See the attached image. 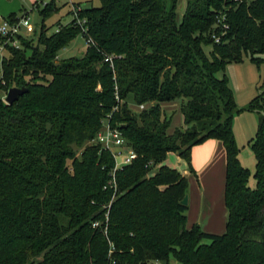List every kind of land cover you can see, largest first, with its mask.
<instances>
[{
	"label": "trees",
	"instance_id": "16d2710c",
	"mask_svg": "<svg viewBox=\"0 0 264 264\" xmlns=\"http://www.w3.org/2000/svg\"><path fill=\"white\" fill-rule=\"evenodd\" d=\"M100 1L81 11L93 39L82 56L58 59L81 29L59 20L48 33L56 0L36 2L35 39L6 48L0 89L28 90L0 97V264H264V91L246 108L261 114L252 188L232 130L244 109L218 76L245 56L264 65V0H185L181 21L179 0ZM176 99L185 127L169 134L161 104ZM106 119L137 153L116 189L115 158L94 142ZM208 139L227 154L221 234L188 227L189 179L166 163L177 153L196 173L192 148Z\"/></svg>",
	"mask_w": 264,
	"mask_h": 264
},
{
	"label": "rangeland",
	"instance_id": "374dc122",
	"mask_svg": "<svg viewBox=\"0 0 264 264\" xmlns=\"http://www.w3.org/2000/svg\"><path fill=\"white\" fill-rule=\"evenodd\" d=\"M41 0H16V5L19 7L17 14L21 17L24 13L30 14L31 25L25 29L23 34V38L25 39H35L40 32V28L42 25V17L39 14L38 8L35 7L36 2ZM44 1V0H43ZM48 2L49 0H45ZM74 3H80L83 8H90L93 6H100V0H56V5L59 10L53 13L50 17H48L45 21L47 27H49L48 33L51 34L56 31L57 27L59 26L58 21L72 19L71 11L73 9ZM42 6V4H40ZM186 6L185 0H179L177 5V21H181L182 15L184 13ZM13 14V13H12ZM11 15V14H10ZM6 16L0 20V25L3 24L5 19H8L9 16ZM88 49V44L85 38L82 35L76 37L70 44H68L65 48L61 49L58 53V59L63 58H70V57H79L82 56L86 50ZM206 50L209 51L210 47H206ZM9 53L7 49L0 51V78L2 76V59L3 56H8ZM264 59V55L262 56ZM226 75L228 78L229 86L233 92L234 100L236 103V107L238 109H244L240 112H236L232 118V130L234 133V137L237 143V146L240 148L239 152V159L243 166L250 169V177H249V186L255 188L256 186V179L254 176L255 173V166H256V156L251 147V141L256 135L260 113L257 111H250L246 108L250 104V102L258 96L261 92L264 91V65L260 67L257 66L255 63H252L248 56L244 57V61L242 62H229L225 69L218 73V76L222 77ZM7 92L5 93L3 90L0 89V97L5 99ZM130 106L133 109L138 110V106L131 101ZM264 114V111L262 112ZM183 113L177 112L171 113L169 117H171L172 123V116L175 117L174 121H181L183 122ZM167 162L170 165L176 166L179 169H184L186 167V161L183 160V164L180 165L178 163V156L174 153H170L167 156ZM179 164V165H178ZM223 174H222V181L219 183L221 185L223 183V187L219 191H214L211 193V200L213 201V205L215 206V210L219 217L223 213L226 217V220L223 223V231L221 232H214V233H224L226 230V223L228 217V210L225 201V186H226V166L223 167ZM200 172V171H199ZM202 177L205 176V171H201ZM224 177V179H223ZM188 195H190V190ZM211 201V202H212ZM190 204V203H189ZM218 223V222H217ZM218 229V228H217ZM169 264H181L177 259L174 257L170 258Z\"/></svg>",
	"mask_w": 264,
	"mask_h": 264
},
{
	"label": "crops",
	"instance_id": "0c3cea01",
	"mask_svg": "<svg viewBox=\"0 0 264 264\" xmlns=\"http://www.w3.org/2000/svg\"><path fill=\"white\" fill-rule=\"evenodd\" d=\"M18 9L19 7L16 5V0H0V20L12 13H16ZM182 103V99L163 102L161 106L164 111V115L169 117L171 113L177 114V112L181 111ZM150 105V103L146 104L145 108ZM138 110H141L139 106ZM174 119L175 117L172 116V123L168 128L169 134H173L177 128L185 127L184 116L183 122L182 120L179 121V119L175 122ZM174 154L178 156L177 153ZM166 163L169 164L167 159ZM178 163L180 165L183 164V159L179 156ZM192 165L195 171H205L204 178L200 172L199 176L197 173L190 172L187 164L182 170L176 166L170 165L180 170L189 179L190 204L188 203L189 209L187 211V225L188 227H191L194 224H200L207 232H221L223 231L222 229H224L223 223L226 220V217L223 213L220 217L217 215L215 206L211 200V193L216 190L219 191L220 187L222 189L224 183L223 180V183L219 185L222 181V174L224 172L223 167L224 165L227 166V154L222 141L218 139H208L201 144L195 145L192 148Z\"/></svg>",
	"mask_w": 264,
	"mask_h": 264
},
{
	"label": "built area",
	"instance_id": "2783aa9c",
	"mask_svg": "<svg viewBox=\"0 0 264 264\" xmlns=\"http://www.w3.org/2000/svg\"><path fill=\"white\" fill-rule=\"evenodd\" d=\"M47 2L42 0L40 4L45 5ZM83 7L81 5L73 4V9L71 11L72 19L70 21L64 20V24H68L75 21V25L80 27L81 33L88 46L93 42V39L89 36V26L87 24V18L81 16V11ZM226 16L221 15L219 22H222L223 28H229V25L225 22ZM31 25L30 14L24 13L21 17L17 16L14 20L5 19L3 24L0 25V51L6 49L7 47L21 48L23 34L26 33L25 29ZM62 25H59L56 29L58 32ZM28 34V33H26ZM213 38L216 42H220L221 36L214 34ZM141 109L145 108V105L140 106ZM95 143H99L103 149L109 150L115 158V167L112 173V180L110 185L116 189V171L119 168L129 164L133 159L137 157L135 150L127 143L123 136L122 131L119 127L114 126L110 123L108 119L103 121L102 128L97 133ZM98 225L95 223L94 226Z\"/></svg>",
	"mask_w": 264,
	"mask_h": 264
},
{
	"label": "water",
	"instance_id": "95a60500",
	"mask_svg": "<svg viewBox=\"0 0 264 264\" xmlns=\"http://www.w3.org/2000/svg\"><path fill=\"white\" fill-rule=\"evenodd\" d=\"M27 90H28L27 87H11L6 94L5 101L7 103H13L19 98L20 95L27 92ZM188 203H189V195L187 194L182 200V204L188 205Z\"/></svg>",
	"mask_w": 264,
	"mask_h": 264
}]
</instances>
